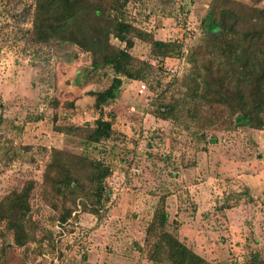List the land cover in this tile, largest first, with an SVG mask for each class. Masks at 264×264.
I'll list each match as a JSON object with an SVG mask.
<instances>
[{"label": "rangeland", "instance_id": "obj_1", "mask_svg": "<svg viewBox=\"0 0 264 264\" xmlns=\"http://www.w3.org/2000/svg\"><path fill=\"white\" fill-rule=\"evenodd\" d=\"M118 3L124 21L154 38L179 41L181 50L155 58L147 41L133 38L129 51L143 78H124L100 114L92 92L108 87L110 67L93 68L92 54L74 43L36 42L37 0H0V200L32 181L35 234L18 247L1 224L0 264H156L145 256L161 199L166 228L203 264L253 258L264 264V127L229 129V111L222 107L203 106L200 116L192 101L207 96L190 62L264 61V32L255 30L264 19V0ZM209 9L222 22L218 34L203 32ZM74 21L85 30L96 21L107 25L105 14L96 19L84 11ZM109 42L125 47L112 34ZM99 117L111 121L113 132L92 142L87 135ZM93 160L110 171L103 181L109 193L95 204L97 212L87 194L56 187L65 166L87 183Z\"/></svg>", "mask_w": 264, "mask_h": 264}, {"label": "trees", "instance_id": "obj_2", "mask_svg": "<svg viewBox=\"0 0 264 264\" xmlns=\"http://www.w3.org/2000/svg\"><path fill=\"white\" fill-rule=\"evenodd\" d=\"M119 0H37L34 14V38L36 42H50L63 40L74 43L92 54L91 64L95 69L109 66L113 76L105 89L92 92L95 96V106L102 114V106L113 99L124 78L141 79L136 58L129 49L133 46V38H140L150 46V53L155 57H169L178 54L181 50L179 41L157 39L148 31L134 26L123 20ZM109 10L106 14V11ZM264 15V6L260 8ZM84 11L90 17H105L107 25H93L84 29L83 23H75L74 17ZM110 11H113L112 14ZM211 9L202 20H208L209 26L203 32L218 34L223 30L222 22L213 16ZM85 20V18H84ZM203 27V26H202ZM256 32H264V19L256 22ZM110 34L114 35L125 47H116L109 42ZM131 34V37L128 35ZM195 78L200 80L202 96L194 99L193 107L204 117L201 111L203 106L208 108L222 107L229 111V129L247 126L253 129L264 127V61L249 60L246 57L223 59L215 57H192L190 59ZM144 68H151L147 62H142ZM198 115V116H199ZM199 116V117H200ZM196 122L197 117H191ZM113 132L112 123L108 119L99 117L95 120V127L88 133L92 142L108 139ZM56 152V150H53ZM90 171L87 174L88 182L80 183L79 177L68 173L69 167H64V175L56 181L58 190L66 191L76 196L91 197L93 211L97 212L95 204L100 205L102 194L109 193L103 185L104 179L110 174L109 167L99 160L89 162ZM52 186V178L49 179ZM64 184V186H62ZM32 181H26L21 190H13L0 200V225L11 230L13 243L24 246L35 238L34 226L29 218L30 203L29 191ZM87 186V188H86ZM86 189V191H85ZM95 202V203H94ZM65 220V217H61ZM168 213L161 199L153 214L148 227L149 232L155 235L152 247L146 259L156 264H203L205 259L189 248L178 237L166 228ZM134 264V263H128ZM135 264H139L136 262ZM231 264H263L257 259Z\"/></svg>", "mask_w": 264, "mask_h": 264}, {"label": "built area", "instance_id": "obj_3", "mask_svg": "<svg viewBox=\"0 0 264 264\" xmlns=\"http://www.w3.org/2000/svg\"><path fill=\"white\" fill-rule=\"evenodd\" d=\"M171 71L173 74H175L177 72V67H174V68L172 67ZM140 91H142V90H140Z\"/></svg>", "mask_w": 264, "mask_h": 264}, {"label": "crops", "instance_id": "obj_4", "mask_svg": "<svg viewBox=\"0 0 264 264\" xmlns=\"http://www.w3.org/2000/svg\"><path fill=\"white\" fill-rule=\"evenodd\" d=\"M144 263V262H143Z\"/></svg>", "mask_w": 264, "mask_h": 264}]
</instances>
